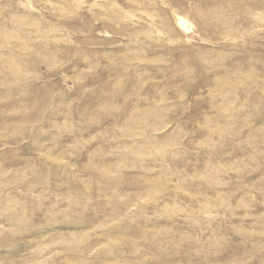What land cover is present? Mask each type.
<instances>
[{
    "label": "rangeland",
    "instance_id": "1",
    "mask_svg": "<svg viewBox=\"0 0 264 264\" xmlns=\"http://www.w3.org/2000/svg\"><path fill=\"white\" fill-rule=\"evenodd\" d=\"M0 264H264V0H0Z\"/></svg>",
    "mask_w": 264,
    "mask_h": 264
},
{
    "label": "bare ground",
    "instance_id": "2",
    "mask_svg": "<svg viewBox=\"0 0 264 264\" xmlns=\"http://www.w3.org/2000/svg\"><path fill=\"white\" fill-rule=\"evenodd\" d=\"M181 20V19H180ZM182 21V20H181Z\"/></svg>",
    "mask_w": 264,
    "mask_h": 264
}]
</instances>
